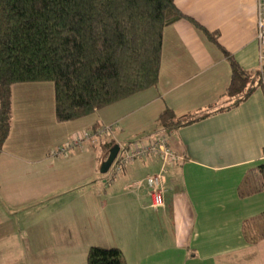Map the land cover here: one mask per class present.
I'll return each mask as SVG.
<instances>
[{
  "label": "crops",
  "instance_id": "0c3cea01",
  "mask_svg": "<svg viewBox=\"0 0 264 264\" xmlns=\"http://www.w3.org/2000/svg\"><path fill=\"white\" fill-rule=\"evenodd\" d=\"M173 1L218 33L240 67L258 68L256 0ZM229 80L221 50L184 18L162 30L155 86L84 117L57 122L49 82L12 85L0 152V264H87L91 246L120 249L125 264H264V88L170 130L178 158L163 166L161 207H151L145 183L161 170L157 157L135 160L111 180L99 171L104 143L156 135L165 108L183 118L224 106ZM101 126L113 138L73 142Z\"/></svg>",
  "mask_w": 264,
  "mask_h": 264
},
{
  "label": "trees",
  "instance_id": "16d2710c",
  "mask_svg": "<svg viewBox=\"0 0 264 264\" xmlns=\"http://www.w3.org/2000/svg\"><path fill=\"white\" fill-rule=\"evenodd\" d=\"M184 18L229 64L225 102L183 118L165 108L156 119V135L237 106L262 87L260 70L240 67L219 45L218 33L184 15L173 0H0V152L11 127L12 85L49 82L55 120L84 117L155 86L162 30ZM113 145L104 143L106 156ZM258 170L264 186V158ZM86 262L125 264L120 249L99 246L89 247Z\"/></svg>",
  "mask_w": 264,
  "mask_h": 264
},
{
  "label": "built area",
  "instance_id": "2783aa9c",
  "mask_svg": "<svg viewBox=\"0 0 264 264\" xmlns=\"http://www.w3.org/2000/svg\"><path fill=\"white\" fill-rule=\"evenodd\" d=\"M255 41L257 44V65L258 69L262 70L264 68V0H256ZM111 130V126H101L94 132L83 131L73 142L81 143L86 140L93 142L96 137L111 134ZM169 134L170 131H165L161 134L148 137L146 140H135L126 144H118L117 155L108 170V173H110L109 180H111L133 161L148 156L157 157L162 162L160 172L148 175L145 178L150 196V205L153 208H159L163 205L165 191L162 175L164 171L163 166L178 158V155L168 145Z\"/></svg>",
  "mask_w": 264,
  "mask_h": 264
},
{
  "label": "water",
  "instance_id": "95a60500",
  "mask_svg": "<svg viewBox=\"0 0 264 264\" xmlns=\"http://www.w3.org/2000/svg\"><path fill=\"white\" fill-rule=\"evenodd\" d=\"M118 148H119L118 144H115L110 148L106 159L103 160L102 163L100 164V167H99L100 173L104 174L109 170L112 162L114 161L117 155Z\"/></svg>",
  "mask_w": 264,
  "mask_h": 264
},
{
  "label": "rangeland",
  "instance_id": "374dc122",
  "mask_svg": "<svg viewBox=\"0 0 264 264\" xmlns=\"http://www.w3.org/2000/svg\"><path fill=\"white\" fill-rule=\"evenodd\" d=\"M258 69V68H257ZM260 75H261V78H262V81H261V85H262V87L264 88V68L262 69V70H260ZM113 132H111V134H108V135H105L104 134V136L103 137H108V138H113V134H112ZM263 229V228H262ZM256 230V229H255ZM262 234H264V233H262ZM261 234V235H262Z\"/></svg>",
  "mask_w": 264,
  "mask_h": 264
}]
</instances>
